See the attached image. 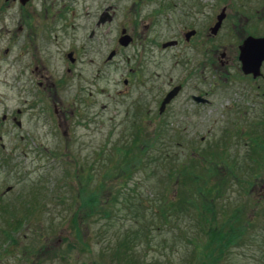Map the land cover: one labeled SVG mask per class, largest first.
<instances>
[{"label":"rangeland","instance_id":"obj_1","mask_svg":"<svg viewBox=\"0 0 264 264\" xmlns=\"http://www.w3.org/2000/svg\"><path fill=\"white\" fill-rule=\"evenodd\" d=\"M132 1L114 0L113 17L100 24V29L108 26L115 36L114 30L124 28L132 36L130 49L122 54H134L131 58L138 62L133 61L131 65L138 70L141 59L149 60V64L157 63V74L150 76L149 86L162 91L170 82H178L183 74V60L176 57L177 50L160 51L153 44L175 38L183 29L196 28L199 30L193 39L194 51L199 53L196 61L201 64L202 60L210 59L218 71L210 74L212 83L221 76L228 82L219 90L212 89L213 103L204 111L186 112L187 106L182 104L183 97L190 91L186 89L174 104L158 115L154 102L158 90H152V95L147 92L139 85L140 76L125 87L121 83L122 66L107 67L110 68L106 69L107 75L100 73L101 61L107 54L104 48L81 51L75 75L68 77L63 73L65 63L60 52L52 46L30 47L25 41V30L19 32V43L10 49V41L2 39L0 57L8 54L0 62L4 70L9 68L12 58L19 55V63L29 61L30 67L36 66L40 75H47L48 80L54 82L50 89L57 93V96L51 94L52 101L58 102L55 103L57 110L67 105L71 108L74 99L70 97L78 89L83 96V106L79 108L82 115L76 114L75 122V112L68 114L69 125L63 123L65 120L60 116L55 122V118L47 116H53L51 107L46 114H41L38 105H29L30 100H25L23 94L19 97L17 89L12 87V69L8 70L4 81L0 78V117L1 114L7 117V120H0V264H129V258L136 264H264V156L258 164L254 162L261 155L253 154L251 147L254 149L262 142L257 140L259 137L250 135L251 131H256L264 136V119L260 120L264 116V97H255L251 106L242 93L241 83L236 80L237 45L246 36L264 35V0H146L134 5ZM99 2H94L93 8L100 5ZM85 4L87 10H91L88 0H78L73 4L74 11L85 16L82 10ZM34 5L9 4L8 10L4 8L7 14H3L0 31H12L13 25L6 24L7 17L15 11L25 14ZM158 5L172 13L171 27L155 21L143 30L144 24L154 20L153 11ZM221 9L224 19L214 36H210L207 27L213 25ZM84 30L80 36L85 38ZM147 34L154 40L150 39L151 43L145 45L152 48L135 46L145 41ZM183 52L181 54L187 57L192 53L188 48ZM220 52H224L223 66L219 63ZM97 63L100 75L94 78L93 67ZM262 65L263 78L254 83L259 86L258 92L264 91V63ZM40 79L45 80L44 77ZM59 80L60 86L56 82ZM140 105L152 113L138 117L136 107ZM16 109L20 112L16 113ZM237 114L239 123L235 122ZM11 116L20 120V128L11 121ZM66 126L69 127L67 135H62ZM158 130L179 140L178 147L172 143L174 146L167 149H173L175 153L171 152L179 163L187 161L192 149L196 153L217 150L215 156L221 158L216 166L203 162L205 168L200 184L219 190V195H214L215 203L224 207L226 214L233 212L234 218L239 220L229 223L237 225L243 221L247 224L243 238L228 244L219 254V261L213 258L217 252L196 259L194 247L198 255L204 254L200 246L207 239L203 233L197 234L193 218L188 214L176 217L171 213L166 221L173 224L172 229L164 225L162 215L154 214L165 200L178 204L182 193V186L164 185L161 165L147 163L148 153L154 156V151L145 149L140 162L139 158L135 160L132 155H124L129 162L124 165L121 154L116 156L118 152L112 150L111 144L123 145L130 134L136 132L137 136L142 134L138 145L133 146L137 152L147 140L152 142L151 134ZM228 172L234 174L231 181ZM251 172L256 173L249 178L246 193H242L237 190L236 183L245 181ZM186 182V189L191 190L194 184ZM86 191L96 193L93 210L89 203H84L90 195ZM203 227L205 229V225ZM236 228L238 225L234 226ZM183 234L189 239L182 240L180 235ZM122 240L128 241V249L117 248ZM118 250H124L126 257H120V253L116 256Z\"/></svg>","mask_w":264,"mask_h":264},{"label":"flooded vegetation","instance_id":"obj_2","mask_svg":"<svg viewBox=\"0 0 264 264\" xmlns=\"http://www.w3.org/2000/svg\"><path fill=\"white\" fill-rule=\"evenodd\" d=\"M78 0H26L23 4L19 2V0H0V26L2 27L3 19L5 18L3 14L6 11H4V8L8 10L9 4L12 6H17V3L20 6L29 5L32 3L35 4L34 8L29 9L26 11L25 14L20 13L19 11H15L13 15H9L7 17V23L10 27L13 25V30H6L0 31L1 39H6V42L10 41L9 49L12 47V45H16L19 43V32L22 30L26 31L25 41L28 43L30 47H37V48H47V46H52L57 50V52H60L61 59H63V73L68 77H74V71L75 66L77 63L80 62V56L79 53L86 49L87 51H93L98 49L107 50V54L105 55L104 59L101 61V65L103 68H101L100 73H106V75L109 73L107 70V67H117L122 66L124 68L123 74L121 76L122 80L121 83L127 87L129 82L132 83L136 82V79L138 76L141 77L140 80H138L139 85L141 87H144L147 92H150L152 95V90L157 91L158 90V97L156 98L155 105H157V114L161 115L165 112V110L168 108L169 105L174 104L173 102L176 101L180 95L186 91V89H189L190 91L187 92V94L183 97L182 104L187 106V113H194L195 110L204 111L203 109L209 108L212 103V89H220L221 86L226 84L228 81L224 76L218 77V81L212 83V80L210 78V74H217L218 71H216V68L214 65L212 66V63L210 62V59L202 60L201 64L197 62L198 60V54L194 51V37L198 36L199 30L197 28L194 29H187V30H181L179 32V35L175 38H172L170 40H166L164 42H158L153 45H155L160 51H167V50H173L176 49V57H178L180 60H183V74H181V78L178 82H170L167 87L161 91V89L149 86L147 84L151 83L152 80H150V76L156 75V65L157 63L153 62L152 64H149V60L144 59L140 60L141 67L138 70V67L132 66L131 62L134 61V54H122V52H126L130 49V45L133 42V38L131 35H129L124 28H119L114 30V32L117 33V35H112L110 33L111 28L106 26L103 30L100 29V24L104 23L105 20L110 21L113 17L114 13V0H102L100 3L99 0H88L89 5L91 6V10H87V4H85L82 7L83 13L85 16H82L80 12H75L73 9V4ZM146 0H133V4L136 3H143ZM168 1V0H167ZM166 1V2H167ZM9 2V4H7ZM99 2L100 5H97L95 8H93V3ZM164 2V1H163ZM162 3V2H161ZM38 5V8H36ZM6 6V7H5ZM33 9V10H32ZM113 9V10H112ZM220 11L223 12V9ZM220 13V12H219ZM224 13V12H223ZM20 14V16H19ZM172 13L166 8L162 9L159 5L154 9L153 16L154 20L148 22V24H144L143 30L147 29L148 25L149 28L155 24H160L164 26H170L173 22V15ZM224 19V17H223ZM216 20V19H215ZM180 22V21H176ZM215 23V22H214ZM213 23V24H214ZM85 24V26H84ZM221 24V21H220ZM85 27V30H84ZM212 27V26H211ZM210 26L207 27L209 31L210 36H214V34L210 31ZM25 28V29H24ZM184 28V25H183ZM206 28V26H205ZM11 29V28H10ZM84 30L86 33V37L80 36L81 30ZM197 30V32H196ZM101 32V33H100ZM216 32V31H215ZM69 33V37H66V34ZM13 35V37H11ZM151 38H148L143 42H140L136 44L135 46L140 47L143 49V47L146 48H152V46H146L145 43L150 44L153 40ZM85 41V42H84ZM242 41V40H241ZM237 45V55H236V63L238 64V67H236V80L241 85L242 93L245 94L247 99L250 100L251 106L254 105L255 97L260 98V95L264 97V91L258 92V85H255L254 83L259 81V78H263V74H261L262 71V64L264 63V60L261 62L259 67L260 74L256 77H253L251 74H245L241 71L240 68V61L238 60V46ZM26 43V46H27ZM110 45V46H109ZM184 48H188L192 51L191 54L187 56H184L181 54V52L184 51ZM35 50V49H33ZM8 50L5 49L4 53H7ZM184 53V52H183ZM206 54H209L207 52ZM204 53V55H206ZM8 54L6 56L0 57V62L4 61L6 59ZM175 54H173L174 56ZM133 57V58H131ZM224 52L219 53V63L220 66H223V60ZM19 55L15 56L11 60V64H9V68L4 70V67L0 65V78L4 81L6 74L9 69H12V80H13V88L17 89L18 95L20 97V94H23V98L27 100L28 98L29 105H38V109L40 110L41 114H46V112L49 110V107H51L53 116H51L52 119L56 122V118H59L65 121H62L63 123L67 122L69 125V121H66L68 118V114L73 115L75 112V117L73 118V122L77 120V115H82L81 110L79 111L80 106H83V96L82 93L78 90H75L73 96L70 98L74 99L71 101L74 103V105L69 108L65 106L64 108L56 109L55 103H58L56 100L52 99L54 97L51 96V94L57 96L56 91H51V86L54 85V82H51L48 80L47 75H40L39 70H37L36 66L30 67V64L24 60H22L19 63ZM194 60V61H193ZM189 61H193L191 64H188ZM138 61H134V63H137ZM19 68L17 69V72L15 73L14 70H16L17 65H19ZM140 65V64H139ZM93 67V66H92ZM151 67V69H150ZM94 78L99 77V64L97 63L94 67ZM107 69V70H106ZM4 70V71H3ZM195 72V74H194ZM43 74V73H42ZM46 76V77H45ZM158 76V75H157ZM44 77V81H42L40 78ZM182 77H185L182 79ZM83 78V76L81 77ZM195 79L193 82L190 79ZM48 80V81H46ZM6 81V80H5ZM233 81V82H237ZM59 86L60 80L56 81ZM232 82V83H233ZM176 88V92L174 93L173 97L170 98V100L164 105L162 111L159 110V106L161 103V100L163 97L172 89ZM90 96V93H88V98ZM256 104H259V100ZM261 99V98H260ZM142 104V102H139ZM139 106L136 107L139 116H145L149 114L148 112L152 113L149 109L146 108V106ZM68 107V108H67ZM68 110V111H66ZM190 110V111H189ZM16 113H19L20 110L16 109ZM245 112V111H244ZM240 113V112H238ZM77 114V115H76ZM264 114V113H263ZM189 115V114H188ZM136 116V117H137ZM239 116H242L240 114ZM4 119L7 120L6 115L1 114L0 120L3 121ZM76 119V120H75ZM11 121L14 123V125L17 128H20V120L16 116H11ZM255 121V120H253ZM49 123L52 122V120H48ZM54 122V121H53ZM235 122H238V114L235 118ZM257 123V122H256ZM59 123L57 124V126ZM69 127L66 126L65 129L62 131V135H67V129ZM66 130V131H65ZM1 146V145H0ZM2 147V146H1Z\"/></svg>","mask_w":264,"mask_h":264},{"label":"trees","instance_id":"obj_3","mask_svg":"<svg viewBox=\"0 0 264 264\" xmlns=\"http://www.w3.org/2000/svg\"><path fill=\"white\" fill-rule=\"evenodd\" d=\"M262 113H264V111H262ZM262 119H264V116H262L260 120ZM255 132L251 131L250 135L251 136L253 135L254 137H259V139L257 140L262 142L261 144L257 145L258 148L257 147L254 148L255 150L251 147V150H253V154H256L257 157L259 156V154L261 155V157L256 158L254 160V162L258 164L259 162L262 161L263 156H264L262 154V151L264 150V146H263L264 136L261 137L259 132H256L257 134ZM141 135L142 134L139 133L137 136L136 132H134V134L132 135L130 134V138H128L125 141V144L123 145L111 144V146L113 147L112 150L114 151L115 149L118 152L116 156H119L121 154L122 156L121 161L123 162L124 165L129 163V162H126V159L123 157L124 155L126 157L132 155L134 156L132 159H135V160L139 158V162H140L142 155H144L145 149L148 151L149 150L154 151L153 152L154 156L148 153L147 163H156L157 165L158 164L161 165L160 169L162 170L163 175H164L163 180L166 181V184L164 183V185H167L170 183L174 186L175 185L182 186V193L180 192L181 193L180 197L177 199L178 204L177 203L175 204L173 200H165L166 202L162 204L161 209L159 208L155 210L154 214L156 215V213H158L162 215L164 225L170 226L168 227L170 229H172L173 224L166 221V219L170 218L171 213H173V215H175L176 217H179L180 215L182 216V215L188 214L191 218H193V221H194L193 224L196 226L197 234L203 233L207 239L204 242L203 246H200L201 247L200 250L203 251L204 254L200 253L198 255V253L195 251L197 247H194V253L196 254V257H197L196 259L202 258L204 256H209L212 252H217L216 255L219 256V254L222 253L226 249L228 244H231L233 243V241L240 239L241 236L243 238L242 232L245 231V225L247 223L240 221L237 224L238 228L234 229V226H237V225H232L231 223H229V221L231 220L239 221V220L237 218H234L236 216H233V212L231 213L227 212L228 214L227 215L225 212L226 209H224V207L219 206L215 203L217 200L215 199L214 195H219L218 193L219 190H217L215 187L211 188V187L205 186L204 184L203 185L200 184L201 178H202V172H203L202 169L205 168V166L203 165V162L207 161L209 163H212V165L216 166L217 162L221 160V158L218 155L215 156V153H218L217 150L215 152L205 150L203 152L196 153V151L192 149L193 151L189 154V157H186L187 161L185 163L183 162L179 163L177 161L178 159L174 156L175 154H172L173 149L167 150L168 148H171L174 146L172 145V143H175V147H178L179 140H174V137H171V136L170 137L165 136L166 134L163 131L158 130L151 134L152 142H149V140H147V144H146L147 146L143 145L144 147L141 148L140 150L137 149V152H136L133 146L136 147L138 145L137 140L142 139ZM129 141H130V144H129ZM109 152L110 150L106 151L105 153L107 154ZM194 162H196V165L194 164ZM116 171L117 169L115 170V172ZM193 171H195V173H193ZM255 173L256 172H251V175L248 176L243 182L237 181L236 183L237 190L241 191L242 193H246L247 189L245 186L250 184L249 178L251 176L253 177ZM227 177L231 181L234 179V174L232 172H228ZM186 181H190L192 184H194L191 190L186 189L185 185L188 183ZM101 183L102 182H100V184ZM99 189H102V187L100 186ZM87 193L83 192L82 194L87 195ZM89 194L90 195L85 199L84 203H89L91 205L90 207H92V210H93L94 205H96L97 196H96L95 191ZM167 203H168V206L165 205ZM177 208H178V211H175L174 209H177ZM74 216H75V212H73L72 218ZM152 216L154 217L153 214ZM166 223H169V224H166ZM18 224L19 222L16 223L15 226H18ZM204 225H205V229L203 227ZM237 233L238 235L235 236V234ZM180 236H181V239L182 238H184V240L189 239L187 235L185 234L180 235ZM5 237L10 238L9 234H5ZM125 240H122V242H120L117 248L121 249V247H123L125 249H128L129 247L128 241H125ZM118 253H120V257H126V253H124V250H121V251L118 250L115 255L118 256ZM216 255H214L213 258L217 259L216 261H219L220 256L219 257L217 256L218 257L217 258ZM125 259L127 260L128 258H125ZM128 263L136 264L135 261H133L130 258L128 259ZM154 264H158V263H154Z\"/></svg>","mask_w":264,"mask_h":264},{"label":"water","instance_id":"obj_4","mask_svg":"<svg viewBox=\"0 0 264 264\" xmlns=\"http://www.w3.org/2000/svg\"><path fill=\"white\" fill-rule=\"evenodd\" d=\"M26 0H19L23 4ZM224 13L221 11L216 15L215 23L210 28L212 34L215 33L220 25V21L223 18ZM238 60L240 61L241 71L245 74H251L256 77L260 74L259 67L264 60V35L260 37L246 36L241 44L238 46ZM176 92V88L169 91L161 100L159 110L162 111L164 105L173 97Z\"/></svg>","mask_w":264,"mask_h":264}]
</instances>
